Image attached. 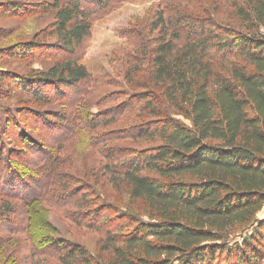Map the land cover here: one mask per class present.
<instances>
[{
  "label": "trees",
  "instance_id": "16d2710c",
  "mask_svg": "<svg viewBox=\"0 0 264 264\" xmlns=\"http://www.w3.org/2000/svg\"><path fill=\"white\" fill-rule=\"evenodd\" d=\"M131 1L42 3L40 10L55 13L49 28L57 45L42 47L52 55L51 65L12 76V92L0 73V264H101L80 246L52 237L46 216L61 210L72 224L103 234L100 250L112 252L111 264L259 260L264 222L242 244L228 247V240L264 206V0H212L210 7L209 0L154 1L142 33L147 36L138 30V62L125 73L139 91L92 103L84 91L90 75L80 62L83 45L95 20ZM55 52L64 56L56 58ZM3 100L13 106L2 107ZM107 104L114 108L91 113ZM30 105L61 110L49 113L54 123L46 125L45 113ZM28 117L66 138L58 143L35 136L38 129L28 127ZM138 119L143 121L130 128L131 139H159L161 146H104L99 154L102 171L125 183L132 200L146 203L152 221L114 217L111 227H103L104 219L93 220L107 206L94 203L97 196L85 186L73 187L78 182L63 171L68 163L60 152L80 132L102 146L113 138L99 130ZM8 237H20L22 244L5 249Z\"/></svg>",
  "mask_w": 264,
  "mask_h": 264
},
{
  "label": "rangeland",
  "instance_id": "374dc122",
  "mask_svg": "<svg viewBox=\"0 0 264 264\" xmlns=\"http://www.w3.org/2000/svg\"><path fill=\"white\" fill-rule=\"evenodd\" d=\"M48 1L50 0H0V73L7 77V81L4 83L6 89H10V92L16 88L14 85L16 83L11 80L12 76H30L45 70L51 65L50 56L52 55L48 54V56L46 54L47 51L42 47H55L57 45V39L55 36H50L49 28L54 21L55 13L51 11L43 12V9L40 10L41 4H47ZM154 1L156 0H134L123 3L113 11L103 14L92 24L90 36L83 45V54H81L80 58L81 64L85 66L90 75L89 84L84 87V91L86 93L89 92L88 99L92 103L98 102L100 104L109 95L113 97L120 93L139 91L138 86L130 85L125 79V73L128 70H132L130 68L134 67L138 62V30L140 34L146 33V22L151 10H153L151 4ZM210 1L212 0L207 1L209 7L212 6ZM14 7L19 10L13 12L12 9ZM86 7L87 10L92 8L90 5ZM221 10L229 13L225 9ZM140 34V37L147 36V34ZM16 47L18 48L13 50ZM25 47H35L33 48L34 52L25 53L22 51L18 54V50ZM14 51L17 52L13 54ZM53 55L56 58L64 56L61 52H55ZM137 76L138 73L132 78L136 79ZM49 95L52 96L51 94ZM84 98L86 99L87 97ZM8 105L13 106L8 101H2V107H8ZM110 106L111 104L99 108L92 107L91 113L95 115L99 112H104L107 107H109L108 109L114 108L113 106L110 108ZM30 107H33L35 111L45 113L48 117L46 125L53 122L52 115L49 113H58L61 110L54 105H30ZM165 110L168 112L167 107ZM170 115L184 125H190L180 115L173 112H170ZM142 121L138 119L99 130L97 134L105 132L113 138L112 141L106 142L102 146L95 139H83V133L80 132L76 141L65 143L69 145L64 146L63 151L60 152L61 157H66L65 160L68 163L63 171L78 182V184L74 183L73 187L85 186L97 196L93 200L94 203H102L107 206L108 212L97 214V218L93 220L99 223L104 219L102 222L103 227H111L113 223L110 220H113L114 217H119L124 219L123 221H129L130 223L140 221L149 223L152 221L151 217L153 214L147 204H144L141 200H132L129 196L128 186L125 183L106 175L102 171L105 162L99 154L104 146L105 149L112 147L125 148L132 151L147 150L161 146L162 142L159 139L154 141L131 139L128 134L131 132L130 128L137 126ZM27 123L29 128L38 129V132H35V136L41 134V137L42 135L43 137L48 136L47 138L51 140L60 139L58 143L63 142L66 138V135H55L53 127L46 126L42 129L40 123L33 121L31 117L27 118ZM131 124L133 126H130ZM120 132H127V134H120ZM130 134L133 135V133ZM42 144L46 145L45 141ZM90 146H94L97 149H93ZM154 218L156 217L154 216ZM68 219L62 210L51 211L47 214L46 221L52 229V237L54 239L61 237L69 243L80 246L101 264H111L112 252L102 253L100 250V246L105 239L103 234L83 226H76ZM260 222H264V206L256 215L255 221L242 227H235L228 240V247L242 244L245 239H248L258 229ZM119 233L121 232L118 230L113 232L115 235ZM21 242L20 237H8L2 245L5 249H12L22 244ZM260 251L257 264H264V242ZM219 264H224V262L221 261Z\"/></svg>",
  "mask_w": 264,
  "mask_h": 264
}]
</instances>
